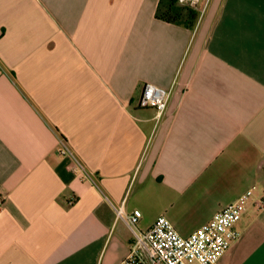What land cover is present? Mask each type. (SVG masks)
Returning <instances> with one entry per match:
<instances>
[{"label": "crops", "instance_id": "crops-1", "mask_svg": "<svg viewBox=\"0 0 264 264\" xmlns=\"http://www.w3.org/2000/svg\"><path fill=\"white\" fill-rule=\"evenodd\" d=\"M159 2L0 0V264H121L107 199L187 237L248 191L218 264H264V0L194 29ZM146 84L172 90L159 122Z\"/></svg>", "mask_w": 264, "mask_h": 264}, {"label": "built area", "instance_id": "built-area-1", "mask_svg": "<svg viewBox=\"0 0 264 264\" xmlns=\"http://www.w3.org/2000/svg\"><path fill=\"white\" fill-rule=\"evenodd\" d=\"M199 12V20L205 16L212 0H180ZM172 90H165L146 84L140 99L142 108H153L156 111L157 122L167 113ZM77 169L85 172L78 162ZM251 191L242 194L234 203L219 211L211 221L194 231L187 237L181 236L172 223L160 216L154 225L143 231L137 230L142 217L140 210L126 213L125 200L116 205L107 199L116 211L117 217L123 219L134 234V243L125 261L121 264H218L224 254L234 244L240 234L236 224L242 219L251 201ZM259 208L264 207V201L257 202Z\"/></svg>", "mask_w": 264, "mask_h": 264}, {"label": "trees", "instance_id": "trees-1", "mask_svg": "<svg viewBox=\"0 0 264 264\" xmlns=\"http://www.w3.org/2000/svg\"><path fill=\"white\" fill-rule=\"evenodd\" d=\"M156 17L170 24L194 29L199 21V12L187 3L182 4L180 0H160Z\"/></svg>", "mask_w": 264, "mask_h": 264}, {"label": "rangeland", "instance_id": "rangeland-1", "mask_svg": "<svg viewBox=\"0 0 264 264\" xmlns=\"http://www.w3.org/2000/svg\"><path fill=\"white\" fill-rule=\"evenodd\" d=\"M182 4H185V3H182Z\"/></svg>", "mask_w": 264, "mask_h": 264}]
</instances>
